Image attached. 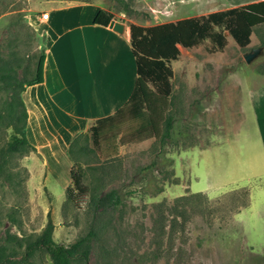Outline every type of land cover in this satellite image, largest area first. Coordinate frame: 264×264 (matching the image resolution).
I'll return each mask as SVG.
<instances>
[{
  "label": "rangeland",
  "instance_id": "rangeland-1",
  "mask_svg": "<svg viewBox=\"0 0 264 264\" xmlns=\"http://www.w3.org/2000/svg\"><path fill=\"white\" fill-rule=\"evenodd\" d=\"M40 1L0 0V245L18 248L52 220L59 244L94 232L88 264H264V157L251 99L264 50L251 63L244 58L264 48V24L245 48L227 31L223 51H211L210 41L182 47L171 63V97L160 105L159 138L122 145L115 157L92 161L98 172L87 170L84 183L100 177L101 195L122 197L118 209L95 212L90 194L81 207L68 200L66 159L59 181L36 151H6L13 129L1 114L14 93L7 82L32 80L45 53L46 37L31 21ZM99 1L119 22L151 27L255 0ZM17 264L53 263L37 251Z\"/></svg>",
  "mask_w": 264,
  "mask_h": 264
},
{
  "label": "trees",
  "instance_id": "trees-1",
  "mask_svg": "<svg viewBox=\"0 0 264 264\" xmlns=\"http://www.w3.org/2000/svg\"><path fill=\"white\" fill-rule=\"evenodd\" d=\"M115 16L101 10L94 23L110 27ZM264 24V0L236 8L212 12L208 15L181 19L176 22L163 23L151 27L130 25L131 47L137 65V79L133 93L128 102L115 114L98 119L87 133L78 135L71 143L68 154L73 163L71 169V186L67 188L68 200L76 207H81L86 195L95 212L105 209L116 210L122 203L117 190L101 195L102 180L100 177L84 183L87 170L98 172L100 168L92 164L99 157L109 160L119 153L120 146L130 142H143L159 138L161 106L171 97V79L174 71L171 63L177 61L181 51L197 47L206 41L212 44L211 51H223L227 31L241 47L251 43L256 26ZM264 46V44H263ZM45 54L40 55L32 80L18 81L13 79L7 86L14 91L11 101L6 103L2 120L8 122L13 135L8 143L7 153L19 149L37 151L27 136L28 110L22 98L27 87L44 82ZM15 71L12 67L7 72ZM264 74V68L261 70ZM152 85V86H151ZM173 119L166 118V130L163 138L170 136ZM0 162V176L4 172ZM185 199V198H183ZM55 226L49 220L45 229L37 236L25 237L18 248L0 245V264L26 263L37 251H44L53 264H88L90 260V243L94 232L66 246L54 239ZM21 254V259L18 255Z\"/></svg>",
  "mask_w": 264,
  "mask_h": 264
},
{
  "label": "crops",
  "instance_id": "crops-1",
  "mask_svg": "<svg viewBox=\"0 0 264 264\" xmlns=\"http://www.w3.org/2000/svg\"><path fill=\"white\" fill-rule=\"evenodd\" d=\"M40 4L39 15L31 21L46 37L44 82L27 87L22 95L29 115L26 136L49 175L64 181L59 173L66 165L71 178L72 141L128 102L137 65L129 26L120 34L94 23L106 10L99 0H41ZM43 13L48 19L41 18ZM258 79L260 85L251 91V99L264 157V74Z\"/></svg>",
  "mask_w": 264,
  "mask_h": 264
},
{
  "label": "water",
  "instance_id": "water-1",
  "mask_svg": "<svg viewBox=\"0 0 264 264\" xmlns=\"http://www.w3.org/2000/svg\"><path fill=\"white\" fill-rule=\"evenodd\" d=\"M110 27L113 28L114 31L123 34L125 31V24L113 20L110 24ZM264 48L259 47L256 49L251 50L249 53L245 54L244 58L247 63H251L253 60L258 58L259 56L262 55Z\"/></svg>",
  "mask_w": 264,
  "mask_h": 264
},
{
  "label": "built area",
  "instance_id": "built-area-1",
  "mask_svg": "<svg viewBox=\"0 0 264 264\" xmlns=\"http://www.w3.org/2000/svg\"><path fill=\"white\" fill-rule=\"evenodd\" d=\"M48 14L47 13H43L42 15H41V18L43 19V20H46V19H48Z\"/></svg>",
  "mask_w": 264,
  "mask_h": 264
}]
</instances>
